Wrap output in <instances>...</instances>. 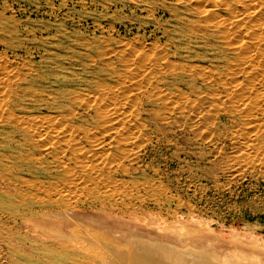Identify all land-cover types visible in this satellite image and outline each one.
<instances>
[{
  "label": "rangeland",
  "instance_id": "rangeland-1",
  "mask_svg": "<svg viewBox=\"0 0 264 264\" xmlns=\"http://www.w3.org/2000/svg\"><path fill=\"white\" fill-rule=\"evenodd\" d=\"M190 3L0 0V264H94L84 247L126 251L138 235L200 250L206 262L264 264L259 133L237 112L211 116L210 92L222 85L210 79L232 74L200 43ZM191 65L205 83L181 69ZM190 74L196 91L174 87ZM104 104L117 106L113 129ZM47 120L63 131L23 135Z\"/></svg>",
  "mask_w": 264,
  "mask_h": 264
},
{
  "label": "bare ground",
  "instance_id": "bare-ground-1",
  "mask_svg": "<svg viewBox=\"0 0 264 264\" xmlns=\"http://www.w3.org/2000/svg\"><path fill=\"white\" fill-rule=\"evenodd\" d=\"M187 1H189V3L192 2V7L190 9H188V10H190V12H191L192 20L196 23L195 32L202 35L200 37V43H204L207 46H209V48L212 47L213 49L218 50L219 53H221V55L226 58V61H227V63H226L227 72H231L230 74L234 75V77H231L232 75H228V77H224L223 76L224 77L223 78V77H220V75L218 73V76L217 75H215V77L211 76L212 78L210 79V81L214 82L216 85H220L221 84L223 90L222 89H220L219 91L215 90L216 87H214V89L211 90L210 93L215 96V98H214L215 101L210 102V104H209V112H210L211 116H213V119L225 118L226 120L234 119V117H233L234 112L239 113V116H241L240 118L243 117L244 120H246V122L248 124L247 126L248 127L249 126L250 127L251 126L254 127L255 130H257V132L259 133V135L257 137H255V136H254L255 138L253 137L254 139L251 142H253V144L255 142H258V144H256V143L254 144V145H256V147H254V148L257 149L256 151L258 152L259 155L260 154L264 155V0H187ZM217 11H223L225 16L224 17H220L219 12H217ZM211 36H212V38H211L212 41L209 40ZM221 55H219V56H221ZM204 58H205V56H201L199 58H198V56H195V57L192 58V60H197V61L200 62V61H203ZM145 60H146V58H145ZM226 61H224V62H226ZM164 63H166V61ZM164 63H163V66H164ZM167 63H169L168 60H167ZM170 63H169V66L165 65V67L166 66L168 67L167 69L169 71H171V75H172V74H174V73H172V71H173L172 69H174V68H172L170 66ZM200 66L201 65H198V66L191 65V66L182 67V68L179 67V66L178 67L183 69V70L189 71L188 73L191 72L194 75L199 76V78H200V72H203L200 69L201 68ZM157 67H158V65H157ZM161 68H162V66H161ZM237 74H246L247 75V80H248L246 82L247 86L245 85V87H244V86L241 85V87L239 88L238 85L242 84V82H244L246 79L244 78L245 80L243 79L242 82H237V77H236ZM189 76H191V74ZM133 77L134 76H132V78ZM195 78H194V76H191V77H188L187 79L181 78L179 80H176L175 81L176 86H174V87H180L181 85L186 84V85H188L189 88L193 89V91H196L195 88H196V83L198 81H195ZM120 80H121V77H120ZM205 80H207V79L203 78L202 75H201L200 81L204 82ZM244 84H245V82H244ZM210 87L211 86L209 85V88ZM236 88H238V89H236ZM245 88H247V89H245ZM0 91H1V89H0ZM177 95H183L182 89H181V91L177 90ZM115 101L116 100H114V102ZM1 102H2V100H1ZM15 104H17V103H15ZM15 104L13 103V105H15ZM224 104H226V105H224ZM61 105H62V103L58 102V100H56V98H53L50 101L49 109H51L53 111H56V110H59L61 108ZM187 105H189V104L186 103L184 105V108L185 107L188 108ZM179 106H181V105H179ZM197 106H200V105L197 104ZM0 108H1V106H0ZM100 108H98V109L101 112L102 109L100 110ZM103 108H104L103 112L105 113V116H106L105 120H104V123H107V124L111 123L112 124L113 120L117 116L116 115L117 113L115 112V110H117V106H108L107 105V107H103ZM184 108L183 109L181 107L178 108V106H177V107H174L172 110H174V113L183 114ZM201 108H203V107H201ZM0 111H2V110H0ZM114 112L116 113L115 117L113 116ZM57 115H59V114H57ZM96 115H98V114H96ZM222 115H223V117H221ZM18 116H22V115H18ZM50 117H52L54 119L58 118V117H56L55 114H53V116L50 115ZM99 122H100V120H99ZM246 122H244V123H246ZM50 123H54V121L53 122H49V125L45 129H39L38 127L36 128V126L32 127V126H28L27 124H25L24 128H23V129H25V132H24L23 135L27 138V137H31V136H35V135H40L42 133L44 135L45 132H46L45 135H47V133L49 135V133H52V132L55 134L57 132L61 133L63 131V128L61 127V125H58L60 123L57 122L58 124L55 123L54 125L53 124L51 125ZM241 123H243V122H241ZM111 124H110V126H111ZM110 126H108V127L110 128ZM108 127H105V128H108ZM114 127L115 126H113V128ZM60 128L62 129L61 132L59 130ZM113 128L111 126V129H113ZM244 128H246V127H244ZM108 129H106V130H108ZM122 129L123 128H121V130L119 129L117 131L121 132ZM251 131L254 132V130H251ZM64 132H65V130H64ZM120 132H119V134H120ZM66 133H67V131H66ZM119 134H117V135H119ZM117 135H115V136H117ZM65 136H66V134H65ZM43 137L44 136H42V138ZM108 139H110V138H108ZM106 142H105V144H106ZM246 144H248V143H246ZM252 147H253V145H252ZM242 148H243V146H242ZM39 151H41V150H39ZM251 151L250 150H245V151L242 152V154L245 153L244 155H245L246 159H248L249 157L252 158L253 156H255V151H254V153H252ZM260 156L262 158V155H260ZM85 157H86V155H85ZM80 158H82V157L80 156ZM25 159H26V157H25ZM22 160H23V158H22ZM77 161H79V160L77 159ZM77 161H75V162H77ZM81 161L79 163H81ZM262 163L263 162L258 163V164H261V166H262L264 164V163L263 164ZM82 165H83V163H82ZM82 165H81V167H82ZM263 167H264V165H263ZM83 169H85V168L83 167ZM87 169H89V167ZM85 172H88V170H86ZM45 189L47 190V188H45ZM46 202H47V200H46ZM76 242H77V240H76ZM106 244H108V243H106ZM127 244L131 246V249H128L126 251L123 250V249L116 248V247H114L112 245H103L102 247H95V248L94 247H84L83 251L85 252L86 255L90 256V259L92 258L91 260L93 261L92 263H94V264H215L213 261H211V259H209V257H208V261L206 262L205 259L207 260V256L203 252H201L200 250H197V249H194V248H191V247L180 248V247H177L175 245L169 244V243H167L165 241H162V240H154V241L151 242V241H149L147 239L142 238L140 235H138V236H134V237L128 239ZM78 245H75V246H78ZM47 254H49V253H47ZM51 254L54 255V253H51ZM68 256H70V255H68ZM200 258H202L204 261L200 260ZM63 259H65V258H63Z\"/></svg>",
  "mask_w": 264,
  "mask_h": 264
}]
</instances>
